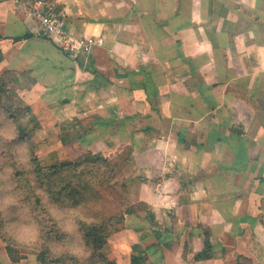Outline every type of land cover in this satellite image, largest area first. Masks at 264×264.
<instances>
[{"label":"crops","instance_id":"0c3cea01","mask_svg":"<svg viewBox=\"0 0 264 264\" xmlns=\"http://www.w3.org/2000/svg\"><path fill=\"white\" fill-rule=\"evenodd\" d=\"M45 1L69 34L99 43L74 60L22 0H0V74L28 82V102L55 91L50 102L94 112L76 119L78 140L128 148L129 123L140 124L139 201L180 220L191 252L203 248L200 228L210 232L211 258L191 264L239 254L264 264V0ZM121 102L135 118L118 114ZM91 116L99 127L84 123ZM152 241L149 251L165 249Z\"/></svg>","mask_w":264,"mask_h":264},{"label":"rangeland","instance_id":"374dc122","mask_svg":"<svg viewBox=\"0 0 264 264\" xmlns=\"http://www.w3.org/2000/svg\"><path fill=\"white\" fill-rule=\"evenodd\" d=\"M53 38L58 43V37L53 35ZM62 49L64 50L63 47ZM29 85L25 81L24 83L22 81L20 83L19 81L14 83L11 76H3L0 74V102H13L15 107L22 108L16 113V118L19 120L21 127L28 137L27 140L15 143L14 150L16 159L20 163L26 164L30 146L39 162L43 165L51 164L57 160H73L78 162V170L85 172L91 168L90 160H93L96 156H104L117 163L120 167L119 172L113 179V184L117 187V190L119 189L118 191H121L127 197L125 202L127 204H138L139 182L142 179L143 172L140 171L137 174L135 171H131L133 155L130 150L135 151L139 149V146H136L140 141L137 137L138 131L136 132V130L139 129L140 124L137 127L135 123H129V127L133 133V138L129 144L130 147L128 146L129 149L122 142H119L121 138H117L118 141L116 142L118 143L110 147L105 146L103 141L99 139H94L93 142H91L92 140L89 141L90 138L87 137L88 135L85 136V139L78 140L81 134L78 131L81 124H78L76 119L81 116L88 117L89 114H94V112L82 108L76 109L72 106L65 107L62 106L63 102H50L51 99L57 97V92L55 91L46 92L43 102H28L25 99L31 98L36 93L35 91H28L27 94L24 93L26 91L23 92L25 88H29ZM48 95H50L49 98H47ZM121 103L123 107H121L120 112H122H118V114L122 116L128 115L129 119L130 116L135 118L132 114L136 108H133L132 102ZM55 109L57 112L53 114ZM2 110L0 107V133L5 137L12 138L17 132L16 125ZM84 110L87 112H84ZM114 114L116 116L118 115L117 113ZM56 117H61V120L57 121ZM92 120L93 117L91 116L86 118L84 123L88 125L87 127H92L93 129L97 126L99 127V124L94 123L95 120ZM92 128L89 129L92 130ZM82 134L85 133L82 132ZM146 141L149 140L143 137L140 145L142 148L146 147ZM205 171L206 168L200 172L204 173ZM129 179H134L133 183L129 184ZM121 183H126L127 189H121ZM12 186L8 171L0 173V207L5 217V227L14 239H16L14 255L18 256L19 260L13 262L10 259L5 249V243L0 240V264H36V251L32 245V240L36 232L35 225L32 223L26 209L18 205V196L13 192ZM110 198L113 199L111 196ZM117 199L118 196H116V199L114 197L115 201ZM135 207L138 210L133 215L126 217L125 227L109 237L107 243L102 248L104 255L109 259L115 260L117 264H129V254L137 252L145 253L148 264H179V262L191 264L193 256L197 251L191 252L189 250L184 240L186 239L187 231L181 228L183 223L166 212L159 213V211H154L151 213L149 209ZM54 213L63 228L70 234L68 240L69 246L73 250L81 251L82 244L79 241L73 225L72 209L66 206H56ZM147 216H151L148 221L151 225H149L148 229L144 225ZM158 226H162L163 230L157 233L155 231L160 230ZM186 227L190 230V226ZM168 228H171L175 232L180 231L183 235L179 236L176 240H172L167 234ZM197 228H200V226H197ZM202 228L204 227L200 228L201 234L203 231ZM149 236L153 237V239L149 240ZM154 237L157 242L165 246V249L160 251L155 249V247L149 251V245L153 242ZM240 261L242 264H249L246 259H241ZM88 264L97 263L90 262Z\"/></svg>","mask_w":264,"mask_h":264},{"label":"trees","instance_id":"16d2710c","mask_svg":"<svg viewBox=\"0 0 264 264\" xmlns=\"http://www.w3.org/2000/svg\"><path fill=\"white\" fill-rule=\"evenodd\" d=\"M18 39L21 37H15L13 41ZM57 44L60 46V41ZM0 107L17 129L12 138L0 133V173L8 171L13 192L18 196L17 203L26 209L35 225L32 245L36 251V264H117L104 255L102 248L112 234L125 227L126 216L138 210L135 206L139 209L147 207L139 200L138 204L125 202L127 197L113 184L120 170L119 165L104 156L90 160L91 168L85 172L79 171L78 162L73 160H57L43 165L30 146L26 164L20 163L16 159L14 145L28 138L16 118V113L22 108L15 107L13 102H0ZM133 181L129 179V184ZM120 186L123 190L127 189L126 183ZM116 196L117 201L114 200ZM56 206L72 209L73 225L82 244L81 251L69 246L70 234L55 215ZM202 230L203 248L194 254L195 261L212 256L210 232L207 228ZM0 240L5 243L10 259L17 262L19 257L14 255L16 239L5 227L1 207ZM128 257L129 264H148L144 252L130 253ZM241 259L251 264L250 258L241 254L237 256L236 264H242Z\"/></svg>","mask_w":264,"mask_h":264},{"label":"built area","instance_id":"2783aa9c","mask_svg":"<svg viewBox=\"0 0 264 264\" xmlns=\"http://www.w3.org/2000/svg\"><path fill=\"white\" fill-rule=\"evenodd\" d=\"M22 2L26 13L36 20L38 31L58 37L61 46L72 59L87 56L93 45L99 43L98 38L69 34L64 29L63 19L51 11L45 0H22Z\"/></svg>","mask_w":264,"mask_h":264}]
</instances>
